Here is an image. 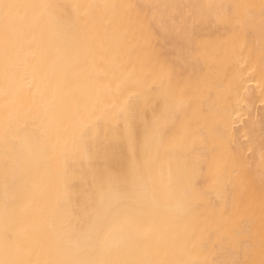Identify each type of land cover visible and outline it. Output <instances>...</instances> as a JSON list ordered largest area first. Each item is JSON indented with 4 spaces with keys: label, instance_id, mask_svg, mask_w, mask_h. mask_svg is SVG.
Returning <instances> with one entry per match:
<instances>
[{
    "label": "bare ground",
    "instance_id": "obj_1",
    "mask_svg": "<svg viewBox=\"0 0 264 264\" xmlns=\"http://www.w3.org/2000/svg\"><path fill=\"white\" fill-rule=\"evenodd\" d=\"M0 264H264V0H0Z\"/></svg>",
    "mask_w": 264,
    "mask_h": 264
}]
</instances>
